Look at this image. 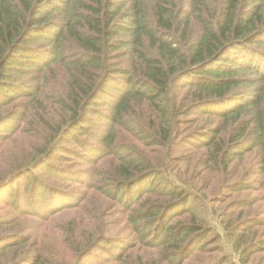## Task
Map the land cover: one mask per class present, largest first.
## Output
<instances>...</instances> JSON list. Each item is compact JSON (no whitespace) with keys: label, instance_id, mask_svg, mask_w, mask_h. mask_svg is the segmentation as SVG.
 <instances>
[{"label":"trees","instance_id":"16d2710c","mask_svg":"<svg viewBox=\"0 0 264 264\" xmlns=\"http://www.w3.org/2000/svg\"><path fill=\"white\" fill-rule=\"evenodd\" d=\"M25 138L0 264H264V0H0V156Z\"/></svg>","mask_w":264,"mask_h":264},{"label":"rangeland","instance_id":"374dc122","mask_svg":"<svg viewBox=\"0 0 264 264\" xmlns=\"http://www.w3.org/2000/svg\"><path fill=\"white\" fill-rule=\"evenodd\" d=\"M245 58L249 59L247 57H245ZM28 78L29 77H26L25 79H28ZM103 109H107V108L103 107ZM90 117H93L94 121L98 120L97 115L95 113H93V112L90 113ZM101 121L102 120L100 119L98 122H101ZM95 125L96 124H93V125L87 124L86 125V131L88 130L87 132L75 131V133L73 132L72 134H70L68 139L63 144L64 148L62 150V153L65 155V157H68V158L64 162H62L61 164L71 166V165H74L75 162H78L79 165L77 167H79V168L87 166V164H85V162H83L82 160H79L77 155H76V152L83 153L86 150L85 147H84V143H82L78 139H87V137L90 138L89 130L93 129L95 127ZM75 137H80V138L76 139ZM27 140L28 139H26V138L22 139L21 141H19V144L17 146L11 148V150L7 153L8 157L3 152V154L0 156V165L3 164L9 157L13 156V154L18 153V151L27 143ZM121 142L125 143V140H121ZM46 171H47L46 169L42 168V169L39 170L38 173L43 175V178L47 179V181H52L51 178H50L51 176L49 174H46ZM29 178H30V176H28V178H27L26 175H25L22 178L23 182H19L17 184H14L13 186H10V189L3 194L4 196H6L8 193L12 194L11 195V200H10L11 202L6 203V204H11L13 202V198L17 194L18 189H23L26 184H28V187L31 185V180L32 179H29ZM154 183H155V179L153 177H151V178L146 179L141 184V186H142L141 190H137L138 189L137 188L138 186H137L134 189H130V191H133L134 194H139L142 191H145L146 188H149L150 186H152ZM58 185H61V184H58ZM38 186H41V184L39 183ZM58 187H60V186H58ZM58 191H60V190H58ZM126 191H128V190L125 189L124 192H126ZM6 204H3V202L0 201V207L3 206V205H6ZM188 207H189V205H186V206L185 205H180V206H177L176 208H174V210L171 211L169 213V215H168V220H166L165 227H167L168 223L173 221V219L175 217L182 216L183 214H185V212L188 209ZM3 209H5V207L4 208H0V210H3ZM74 214L75 213H73V212H70V213L66 212L62 218L67 219L70 216H74ZM159 230H161V228ZM114 239H117V237L114 238ZM193 247H195V245ZM98 253H100V250H98ZM105 259H106V257H105Z\"/></svg>","mask_w":264,"mask_h":264}]
</instances>
